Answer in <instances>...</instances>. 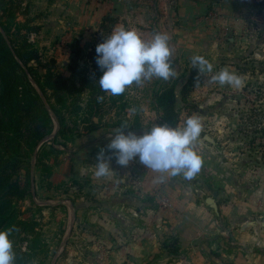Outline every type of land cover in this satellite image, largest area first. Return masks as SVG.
<instances>
[{
	"label": "rangeland",
	"instance_id": "374dc122",
	"mask_svg": "<svg viewBox=\"0 0 264 264\" xmlns=\"http://www.w3.org/2000/svg\"><path fill=\"white\" fill-rule=\"evenodd\" d=\"M11 1L17 0H4L0 20L9 30L5 42L12 55L28 58L35 51L38 59L28 64L34 75L41 78L50 69L64 82L41 80L47 102L27 74L52 131L35 148L47 153L42 161L49 173L35 171L33 153L29 187L12 207L27 226L11 228L17 238L14 264H181L187 257L182 231L194 235L185 241L189 251L204 245L206 264H245L252 254L256 264H264V0H19V6ZM117 26L135 28L145 40L166 33L176 75L134 83L118 96L103 92V99L94 97L88 105L81 80L91 77L97 44ZM75 41L78 56L70 52ZM195 44L201 49H192ZM196 55L213 72L198 73L192 65ZM223 68L240 75L244 86L213 82L211 76ZM166 88L176 95L175 126L188 116L201 119L194 143L203 159L200 172L192 180L177 175L160 181L161 174L138 158L122 167L113 156L112 174L96 177L92 166L109 135L125 125V132L142 135L163 124L155 99ZM101 92L97 87L94 95ZM54 94L65 99L66 109H59ZM50 105L60 111V124ZM85 117L93 125L83 130ZM62 126L73 135L56 137ZM193 228L201 235L195 237ZM243 232L249 247L239 244ZM207 246L213 251L206 252Z\"/></svg>",
	"mask_w": 264,
	"mask_h": 264
},
{
	"label": "clouds",
	"instance_id": "9594fccd",
	"mask_svg": "<svg viewBox=\"0 0 264 264\" xmlns=\"http://www.w3.org/2000/svg\"><path fill=\"white\" fill-rule=\"evenodd\" d=\"M95 52L96 64L102 72L96 83L103 92L113 96L121 95L134 83L140 85L153 78L167 81L176 75L166 33H156L150 40H145L135 28L117 26L97 44ZM192 65L198 73L213 72V65L203 56H193ZM211 80L236 89L244 86L243 78L228 68L212 75ZM202 127L197 115L188 116L182 125L175 127L155 123L142 135L131 130L125 132L128 128L125 125L109 135L107 148L100 150L97 163L92 166L94 174L96 177L110 176L114 170L109 162L114 156L122 167L138 158L147 169L161 174L160 181L166 176L177 175L192 180L203 165L201 155L194 148ZM10 233L11 229H0V264H14Z\"/></svg>",
	"mask_w": 264,
	"mask_h": 264
},
{
	"label": "trees",
	"instance_id": "16d2710c",
	"mask_svg": "<svg viewBox=\"0 0 264 264\" xmlns=\"http://www.w3.org/2000/svg\"><path fill=\"white\" fill-rule=\"evenodd\" d=\"M3 2L4 0H0V7L3 6ZM20 2L19 0L11 1L10 4L16 6V3L19 6ZM11 13L9 15L13 17V12ZM103 21H107V18H103ZM112 24H115L114 20H112ZM0 27L5 32L3 35L0 31V229L22 227L20 229L24 230L27 227L25 222L17 220V215H15L12 207L14 201L24 198L26 188L29 187L30 159L35 153V148L52 131L51 117L41 101L40 94L49 102L44 83L48 84L51 80L62 82V78L57 74H52L50 69H46V74L37 78L33 73L35 69L28 66L31 61L38 59L37 53L33 50L29 51V55L26 56L28 58H24L19 52H15V56L26 70L22 68L5 42L9 30L1 20ZM24 45L28 47L26 41H24ZM70 52L74 56L80 54L76 41L71 45ZM95 57L96 55L90 60L91 77H84L81 80L82 89L88 92L90 96L88 105L94 102L92 98L104 95L103 91L100 95H94L95 89L99 87L96 81L102 74L96 64ZM71 72L74 73V70L71 69ZM27 74L33 77L32 79L40 94L36 92L28 80ZM42 79L44 80L43 84L41 83ZM62 83L64 84V82ZM53 97L56 104L58 103L59 109L67 108L65 99L59 94H54ZM175 100L176 95L173 88L163 89L155 99L157 109L162 116V123H167L172 127H175L177 123ZM50 110L60 124L62 122L60 111L54 105H50ZM92 125L90 119L85 117L81 121L80 128L84 130L92 127ZM95 127L93 126V128ZM68 133L73 135V130L62 126V130L56 132V137L65 136ZM43 153L44 148H40L34 154V166L35 171L40 169L42 173L46 174L49 173V166L42 161V157L47 154ZM21 172H23V177L18 178ZM12 232L10 239L15 241L17 238L13 236ZM178 250V247L173 248L171 253L176 254Z\"/></svg>",
	"mask_w": 264,
	"mask_h": 264
},
{
	"label": "crops",
	"instance_id": "0c3cea01",
	"mask_svg": "<svg viewBox=\"0 0 264 264\" xmlns=\"http://www.w3.org/2000/svg\"><path fill=\"white\" fill-rule=\"evenodd\" d=\"M192 46H193L192 49H201V47H199L198 44H195V45H192ZM202 46H203V48H205L204 50L207 49V51H208V47H207L206 44L205 45L203 44ZM121 207H123V209H124L125 208L124 204L121 205ZM187 229H188V225H186L184 230H187ZM192 231L194 233H196L195 237H198V235H201V234H199L198 230L196 232V230L194 228H193ZM182 234H184L183 235L184 237H182V236L180 237L181 246H182V250L183 251H187V253H186L187 257L184 258V261H180V262H182L181 264H206L204 256H207V254L205 255L204 252H203L204 245L202 246V248H200L201 251H199V249H198V251L197 250L189 251V249H187V247L189 246V243H185V241L186 240H190L189 238L193 237L194 235L193 234L188 235L189 231H182ZM241 234H242V237L239 239L240 240L239 244H242L245 247H249V237L247 236V234H244V232L241 233ZM210 251H213V249L212 248H208V246H207L206 252H210ZM250 252H251V250H249V253ZM252 255H251V257H248V258H247L248 255L246 256L245 264H256L257 258L253 257ZM210 260H211V258H210ZM213 263L216 264L215 261H213Z\"/></svg>",
	"mask_w": 264,
	"mask_h": 264
},
{
	"label": "water",
	"instance_id": "95a60500",
	"mask_svg": "<svg viewBox=\"0 0 264 264\" xmlns=\"http://www.w3.org/2000/svg\"><path fill=\"white\" fill-rule=\"evenodd\" d=\"M204 140H206L210 144H214L213 140L211 138H209L208 136H205ZM206 204L208 206H210L213 209L214 212H217V206H216L215 202L212 199H206Z\"/></svg>",
	"mask_w": 264,
	"mask_h": 264
}]
</instances>
